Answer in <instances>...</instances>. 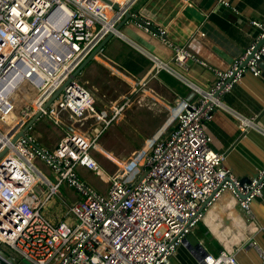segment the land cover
Wrapping results in <instances>:
<instances>
[{"label": "built area", "instance_id": "built-area-1", "mask_svg": "<svg viewBox=\"0 0 264 264\" xmlns=\"http://www.w3.org/2000/svg\"><path fill=\"white\" fill-rule=\"evenodd\" d=\"M134 3L115 10L114 0H0V154L8 147L0 156V247L16 259L34 264H166L226 192L248 220L253 217L252 203L263 195L264 170L249 182L239 178L212 148L205 124L222 106V96L247 72L261 76L258 61L264 46L246 67L243 61L255 44L230 69L213 68L186 45L169 40L166 29L132 14ZM107 11H114L113 16ZM127 13L173 50L178 69L151 55L158 71L187 80L184 72L193 60L212 69L217 80L197 103L178 113L168 137L153 143L135 180H127L121 169L108 175L99 191L78 174V167L104 174L91 154L98 134L91 140L75 127L88 118L107 125L112 119L97 108L95 95L74 73L110 32H117ZM253 24L262 37L264 24ZM122 108L116 107L113 115ZM38 113L39 120L47 117L64 129L53 151L39 144L32 132L35 125L26 131L29 139L21 136L12 143ZM233 115L243 129L250 125L241 114ZM37 158L51 167L55 180L38 170ZM65 182L81 199L67 207L63 219H56L48 207ZM200 254L205 264H239L231 251L215 257L202 249Z\"/></svg>", "mask_w": 264, "mask_h": 264}, {"label": "crops", "instance_id": "crops-1", "mask_svg": "<svg viewBox=\"0 0 264 264\" xmlns=\"http://www.w3.org/2000/svg\"><path fill=\"white\" fill-rule=\"evenodd\" d=\"M114 1L118 10L133 0ZM107 12L109 16L114 14V11ZM131 12L150 19L158 29H166L169 40L186 45L209 66L220 70L230 69L235 60L260 39L262 30L253 22L264 24V0H219L210 9L193 0H135ZM151 55L177 68L173 50L161 38L139 27L132 17L83 69L81 76H86L87 80L80 79L95 95L97 108L107 109V118L112 119L107 125L88 118L93 134H98L97 140L101 134H123L120 138L131 143L127 146L131 153L138 150V145L145 149L147 142H152L151 147L176 128L180 111L197 103L202 92L216 83L214 71L193 60L188 61V71L184 72L187 80H183L165 69L158 71ZM100 73L106 74L110 81L120 80L125 89L114 96L105 85L92 79ZM221 101L222 106L216 108L212 120L205 124L212 136L211 146L222 154L225 165L239 178L253 179L264 170L262 74L254 77L247 72ZM118 106L123 108L114 116L113 111ZM233 112L244 116L250 125L243 129ZM81 126L82 130L88 127L83 123ZM35 134L39 144L48 149L50 146L40 142L41 134ZM97 144L108 151L102 141L101 144L96 141ZM71 196L65 209L79 201L80 197ZM61 204L64 202L58 198L50 202L48 212L52 217L63 219L65 211ZM251 208L253 217L248 220L237 200L226 192L166 264H205L200 254L202 249L215 257L223 250L231 251L239 264H264V194L253 201ZM0 248L9 254L5 246Z\"/></svg>", "mask_w": 264, "mask_h": 264}, {"label": "rangeland", "instance_id": "rangeland-1", "mask_svg": "<svg viewBox=\"0 0 264 264\" xmlns=\"http://www.w3.org/2000/svg\"><path fill=\"white\" fill-rule=\"evenodd\" d=\"M82 74L83 73L81 72L79 77L87 80L86 76H81ZM95 78L98 80L94 78L92 79L94 81H97L101 86L105 85L110 91H112L114 96H117V94L115 93L119 90L122 91L125 89L124 83H121L120 80L110 81V78L107 77V75L104 73H100ZM89 82L93 83L92 80H89ZM104 112L106 113V117H108L109 111L105 109ZM82 123L84 126L87 125L88 127L85 128V130H82L79 128V126H81V124L79 123L75 127V130L93 140L96 137V134H93V129L92 126H90L89 119L83 121ZM35 126L36 127L32 130V132L40 133V142L45 146H50L48 149L50 151H53L64 136L63 130L59 126L53 124L47 117L40 119L38 122H36ZM120 135L123 134L100 135V141H96H98L100 144L102 141L109 152L97 144L95 148L98 149L102 154H98L94 149L91 150V154L100 164L102 170L104 171V174H99L97 171H91L84 167H78V174L81 181L92 185L94 188H96V190L102 191L106 187L104 183L105 178L108 175L121 173V169H123L124 176L128 173L125 176L127 180H135L137 178V174H140L141 168L145 163V156L148 153L150 147L149 145L152 142H147L148 147L146 146L145 149L141 145H138L137 149L139 151L136 150L135 152L131 153L130 148H127V146L131 143L126 139L120 138ZM139 158L141 159L139 160ZM34 164L38 168V170H40L45 176H47L51 180H55L53 170L48 164H46L43 159L37 158L36 160H34ZM42 186L45 188L47 187V185H45L44 183L42 184ZM72 194L76 197H80L79 200L81 199L80 193L76 189L71 187L67 182H65L60 188L59 194L55 196V198H58L64 202V205L61 204L64 207L63 211L67 210V207L65 209V206L68 204V201L70 202ZM18 262L19 264H34L26 259H18Z\"/></svg>", "mask_w": 264, "mask_h": 264}, {"label": "water", "instance_id": "water-1", "mask_svg": "<svg viewBox=\"0 0 264 264\" xmlns=\"http://www.w3.org/2000/svg\"><path fill=\"white\" fill-rule=\"evenodd\" d=\"M196 3L201 4L203 7L210 9L217 1L219 0H193ZM118 7V6H117ZM120 8V7H119ZM133 16L130 13H127L124 20L118 24L116 26V31H120L121 27L123 24H125L129 19H131ZM155 30V29H154ZM116 32H110L109 35L107 36V38L105 40H103L93 51L92 53L83 61V63L79 66V68L75 71L74 76H78L80 75V73L83 71V69L95 58V56L100 53V51L104 48L106 42L111 39ZM264 46V33L263 36L260 37V39L256 42L255 44V48L253 50V52L251 53V55L247 56L246 59L243 61L242 66L246 67L248 61L254 56V54L259 51L261 49V47ZM258 64L262 70V78L264 79V54L261 55L260 60L258 61ZM70 81V80H69ZM66 82L64 85H62L60 88H58V90L53 94V96L47 101V103L45 104V109L48 108L50 106V104L60 95V93L62 92V90L64 89V87L69 83ZM219 95V94H217ZM41 113L36 114L28 123L27 125L24 127V129L17 134L13 139H12V143H15L16 140L19 137H24L26 139H29L28 135L26 134V131L31 128L34 124H36V122L39 120ZM8 151V147L5 148V150L0 154V156H3L6 152ZM146 173V172H145ZM145 175V174H144ZM259 177V176H257ZM141 178H143V176H141ZM244 181H251V179H243ZM260 181H264V176L262 178H260ZM263 194H264V190H263ZM245 196H243L244 198ZM259 198V197H258ZM257 199V198H256ZM255 199V200H256ZM0 264H19L18 260L12 256H10L9 254L5 253L1 248H0Z\"/></svg>", "mask_w": 264, "mask_h": 264}, {"label": "bare ground", "instance_id": "bare-ground-1", "mask_svg": "<svg viewBox=\"0 0 264 264\" xmlns=\"http://www.w3.org/2000/svg\"><path fill=\"white\" fill-rule=\"evenodd\" d=\"M80 168V167H79ZM80 171V170H79ZM234 202V201H233ZM235 203V202H234ZM228 204V203H227ZM224 206V205H223ZM224 209V208H223ZM224 211V210H223ZM218 213V212H217ZM223 214V213H222ZM238 215V214H237ZM207 218V217H206ZM233 228H235V227H233Z\"/></svg>", "mask_w": 264, "mask_h": 264}, {"label": "trees", "instance_id": "trees-1", "mask_svg": "<svg viewBox=\"0 0 264 264\" xmlns=\"http://www.w3.org/2000/svg\"><path fill=\"white\" fill-rule=\"evenodd\" d=\"M100 111L104 112V110L100 109Z\"/></svg>", "mask_w": 264, "mask_h": 264}]
</instances>
